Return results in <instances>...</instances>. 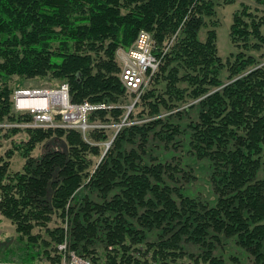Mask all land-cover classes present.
<instances>
[{
  "label": "trees",
  "instance_id": "16d2710c",
  "mask_svg": "<svg viewBox=\"0 0 264 264\" xmlns=\"http://www.w3.org/2000/svg\"><path fill=\"white\" fill-rule=\"evenodd\" d=\"M255 1L261 8L242 2L234 12L229 36L237 51L224 58L214 0H0V146L5 135L27 133L15 143L22 170H9L14 148L0 151V211L20 242L0 260L59 264L65 222L71 248L97 264H248L247 257L264 264V0ZM207 18L213 27L202 39ZM141 30L152 35L161 60L134 103L146 122L121 128L108 148L105 127L84 136L23 125L30 115L14 108V91L24 79L45 77L67 82L74 102L113 105L91 112L89 122L123 121L132 91L117 54ZM15 76L20 83H12ZM196 99L198 119L184 134L194 156L208 161L213 201L187 194L178 162L144 156L159 124L155 135L166 141L182 131L162 115L181 114L178 108ZM52 138L65 150L48 146L33 156ZM128 142L137 145L127 149ZM54 216L61 224L50 228ZM37 226L48 236L34 233ZM224 240L241 255L216 254ZM185 242L200 252L187 258Z\"/></svg>",
  "mask_w": 264,
  "mask_h": 264
},
{
  "label": "rangeland",
  "instance_id": "374dc122",
  "mask_svg": "<svg viewBox=\"0 0 264 264\" xmlns=\"http://www.w3.org/2000/svg\"><path fill=\"white\" fill-rule=\"evenodd\" d=\"M215 2V10L216 14L214 16L215 21L217 22V44L219 53L221 56L226 58L230 53L236 52L237 48L232 44L229 36L230 32V25L233 19L234 12L240 8L241 3L245 2L249 4L252 8L260 7L261 6L255 1V0H233L231 2H228L226 0H214ZM209 27H203L200 30V37L202 39H205L207 36V29L213 27V24L209 19L207 18ZM175 37L173 36L170 38L169 42L165 44V48L169 49L174 44ZM125 48V47H122ZM129 48V47H128ZM121 49V47H120ZM119 50V49H118ZM256 55H260V52L254 51ZM163 54V53H161ZM118 55V54H117ZM119 56V55H118ZM120 58V56H119ZM262 58V57H261ZM264 60V59H262ZM15 82L20 83L19 78L17 76L13 77L12 83L15 84ZM60 84V81L51 79L49 77L45 78H30V79H24L21 87H35V88H53ZM18 88V87H17ZM16 88V89H17ZM140 94L138 92H129L126 105L131 106L129 109H127V113H125L123 120L120 123H111L106 126L107 133L110 136L109 142H105L104 145L107 147V144L109 143V147H112L113 144H111L112 140L115 138L117 132L123 128L124 126H129L131 124L137 123V124H143L146 122L147 119H140L139 116H141V106L135 105L134 101L140 100ZM198 99L191 100L187 102L185 105L179 107L178 111L181 114L177 113H164L162 115V120L164 122L168 121L169 123L179 124L181 132H178L175 134L174 138L170 141H166L164 139H161L157 135H155V132L161 127L159 124L157 129L150 132V141L146 145V153L144 154L145 159H147L148 162L154 161V159L164 160V161H170L172 163L178 162L181 164L182 171L185 172L184 177L180 179V184L183 185L185 188L187 194L191 196H195L198 198H201L203 200H209L213 201L215 200L216 193L213 190L211 179H210V168L208 167V161L205 158H196L194 154L191 151L190 145L187 143L188 139L185 138L184 132L186 131V127L189 124L190 121H196L198 119V111L199 108L197 106ZM191 104H193L191 106ZM133 110L134 112V118L131 119L129 116V113ZM121 124V126H120ZM186 133V132H185ZM0 134H3L0 132ZM3 136V135H1ZM27 139V133L22 131L15 134H12L10 136H3L2 141L3 144L0 146V151L2 153H5L8 149L15 150L13 157L10 159V171H17L22 170L23 164L25 162V159L20 156V153H18V149L15 148V143H19L21 141H25ZM186 140V141H185ZM137 143V142H136ZM136 143L128 142L126 144V148L130 149L133 148L134 145L136 146ZM50 147L52 149L57 150H65V144L61 143V140L59 139H49L44 141L43 143L39 144L38 147L33 151V156L39 157L43 153H45L47 147ZM96 163L100 160V158L95 159ZM95 163L94 167L97 165ZM93 167V168H94ZM95 197V195H94ZM61 224V218L58 216H54L53 220L50 222L49 226L50 228H55L56 226ZM67 225V232L66 228H64L62 240L65 238V234H67V239L69 242V246L71 248V232H70V224L64 222V226ZM40 232L43 236H48L45 229H41V227L37 226L34 228V233ZM18 232L16 231L15 224L8 218L2 215L0 211V255H2L5 251L12 249L20 244L18 240ZM149 240L155 239V232L149 233ZM186 252H187V258L189 253L198 254L200 252L199 246L189 244L185 242L183 244ZM216 254H223L225 257L229 254L237 253L239 255L240 252L237 250L236 246L231 241H222L221 243L217 244ZM245 261L248 264H255L252 260V258H245Z\"/></svg>",
  "mask_w": 264,
  "mask_h": 264
},
{
  "label": "built area",
  "instance_id": "2783aa9c",
  "mask_svg": "<svg viewBox=\"0 0 264 264\" xmlns=\"http://www.w3.org/2000/svg\"><path fill=\"white\" fill-rule=\"evenodd\" d=\"M118 55L122 65L121 80L123 84L128 90L141 94L149 86L161 61L154 52L152 35L146 30H141L133 45L129 48H119ZM13 102L17 111L28 112L30 115V120L24 123V126L45 129H79L84 136L91 128H106L108 125L89 122L91 112L113 106L89 100L74 102L71 99L70 86L67 82H62L53 88H17L13 94ZM129 108L127 109L130 111ZM107 147H109V143ZM2 200L3 193L0 188V205ZM66 227L67 225L64 228ZM58 250L61 254L59 264H97L92 258L80 255L70 248L67 234H65L64 240L58 244ZM0 264L28 263L23 260L11 259L0 260Z\"/></svg>",
  "mask_w": 264,
  "mask_h": 264
}]
</instances>
